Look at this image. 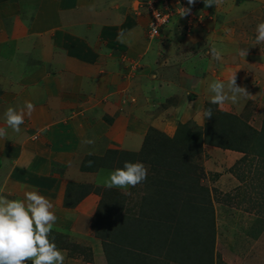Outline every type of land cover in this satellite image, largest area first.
Wrapping results in <instances>:
<instances>
[{"label":"rangeland","instance_id":"1","mask_svg":"<svg viewBox=\"0 0 264 264\" xmlns=\"http://www.w3.org/2000/svg\"><path fill=\"white\" fill-rule=\"evenodd\" d=\"M58 1L0 0V128L8 127L5 112L9 107L20 111L25 102H31L37 110V99L41 97V91L37 90L42 88L37 83L45 78L43 70L47 72L50 67H45V63L52 61V53L48 49H57V17L68 19L67 15H71L74 21L79 18L85 20V6L92 2L77 0L76 4L61 7L57 6ZM166 1L174 16L161 29L160 35L150 42L147 38V4L151 2L161 9L162 0H113L115 7L125 15V24L129 26L130 23L135 28L133 35L126 37L129 49L125 52L123 66L114 67L111 71L117 74V78L123 75L122 90L126 100L130 102L143 95L144 85L154 83L157 79L155 77H158L157 72L164 68L165 75V71L168 72L165 68L173 66L170 62L158 68V61L155 60L157 55H153L157 50L162 52L160 49H172L175 53L187 49L190 62L184 74L190 78L200 74L201 52L209 53L213 47L238 49L239 53L241 49H247L246 56H251L249 61L252 60L251 64L258 69L252 70L249 63L244 66H239V63L230 72L232 76L235 74L236 80L243 79L242 75L247 74V65L250 80H253L250 86L258 94V101L240 103L239 109L236 102L232 101V105L231 99L229 107L225 105L228 101L218 106L210 102L213 95L209 92L200 93L199 88H194L198 84L193 86L189 80L183 79L180 85L178 79L173 83L176 84V93L168 99L169 105L184 103L192 96H200V102L197 103L199 107L203 103L205 105L200 116L199 107L195 110L194 106L192 110L195 111V118L190 116L188 122L183 119L184 122L174 125V132L162 134L172 138L180 124H186L194 131L202 130L205 123L212 124V121L223 116L222 113L235 115L240 122L261 130L264 125V93L258 76L264 44H255V30L259 23H264V0H220L219 4L207 8L203 0H196L191 6L187 0ZM189 7L190 13L183 15L182 8ZM122 42L120 39L119 43ZM32 49H41V59L36 63L30 61L34 57ZM162 57L166 55L163 53ZM206 59L205 71L211 72L208 62L213 58ZM179 65L174 64L171 69L177 73L179 69L176 66ZM42 67L44 69L40 71ZM49 70L48 75H57V68L50 67ZM174 71L168 77H171V82L175 77ZM30 76H33V80L27 83ZM205 98L209 100L205 101ZM209 108L212 117L206 118L203 113ZM182 112V109L177 111L178 114ZM34 116L33 112L29 116L25 109L24 121H30L31 117V121L43 120ZM8 128L11 133L14 132ZM11 133L7 132L6 136ZM35 134L32 132L26 138L31 142L37 141L31 138ZM1 139L0 154L5 157L11 155V152L7 155L1 149ZM220 158L215 152L214 155L211 152L208 155L203 150L191 160L193 166L189 170V177L184 179L172 176L170 184H165L169 178H166L165 168L140 162L147 168V178L127 191H111L91 185V193L99 197V203L91 221L90 234L107 246L106 256L111 257L110 261L107 260L108 264H264V157L249 153L244 161L236 160L229 170L225 167V172L231 171L240 182L239 186L232 189L216 184L212 177L217 173ZM9 165L0 158V186L4 183L7 170L10 171ZM62 168L57 166V172H62ZM78 185L81 184L73 183L66 187L64 198L69 201L77 190L82 191ZM219 187L225 192L222 193ZM199 212H205L204 216L210 220L209 229L191 223V217ZM103 219L108 224L106 228H102L105 227ZM49 240L54 241L62 251L64 264H72L73 259L76 263L92 261L88 246L78 236L71 237L51 230Z\"/></svg>","mask_w":264,"mask_h":264},{"label":"crops","instance_id":"2","mask_svg":"<svg viewBox=\"0 0 264 264\" xmlns=\"http://www.w3.org/2000/svg\"><path fill=\"white\" fill-rule=\"evenodd\" d=\"M76 1L59 0L57 6L68 7L73 3L76 4ZM85 12H87L85 20L79 18L74 21L71 15H67L68 19L57 17V49H48L52 53L50 55L52 61L45 63V67L57 68V75H48L50 67L47 68V72L42 67L40 71L45 72V78L37 83L42 90H37L41 91V97L37 99V110L33 111L34 117L43 120L31 121V117V125L29 120L24 121L20 125L19 133L15 131L11 133L6 127L7 132L14 136L10 134L1 139L3 141L1 149L7 155L11 152L12 156L5 157L0 154V158L6 165L10 164V171L7 170L4 183L0 186V196L27 203L25 193L37 191L53 205L50 211L56 215L57 219L52 230L66 233L71 237L78 236L89 248L92 261L76 263V260L72 261L69 258L72 264H108L103 242L90 234V225L99 197L90 193L74 207H65L63 204L69 183L106 188L104 181L113 170L81 171L80 164L83 158L89 153L92 156H103L111 148L138 152L150 128L171 134L175 131L174 125L184 122L183 119H186V122L190 121V116L195 118L193 107H196L195 110L198 109L197 103L200 102V96L187 98L184 103L169 105L168 99L176 93L174 87L176 84L173 85V83H176L178 79L180 85L183 84V79L189 80L188 82L193 86L198 84L194 88H199L200 93L209 92L210 95H214L209 91L210 83L223 80L227 85L232 77L230 71L236 69L239 63V66L249 63V68L252 70L258 67L251 64L252 60L249 61L251 56H241L238 49H218L222 59L209 61V69L212 71L206 72V58L210 60L212 57L204 51L200 53L199 76L187 78L184 74L190 62L187 49H181L175 53L171 51L172 49L167 51L160 49L162 52L154 49L157 50L153 52V55H157L155 60L158 61L156 64L158 68H163L164 64L171 62L173 65L171 67H174V64H180L176 66L179 71L177 70L176 73L174 69L167 67L165 69L168 72L165 71L164 75V68L161 69L159 73L157 72L158 77H155L158 80L155 79L154 83H146L143 89L144 94L129 102L122 90L123 75L117 78V74L114 75L111 71L114 67L123 66L125 52L129 49L126 37L133 35L135 28L130 23L129 26L125 24V15L115 7L113 0H92L85 6ZM118 34L123 40L122 43H119ZM39 52L41 53V49H32L31 53L34 57L30 61L33 63L40 61ZM163 53L166 57H162ZM260 60L261 72L258 80L264 93V55ZM247 65H245L247 74L242 75L243 79H238L240 83L238 80L236 83L245 88L249 96L244 99H242L243 96L238 97L235 101L237 106L252 100L257 102L259 99L256 96L258 94L254 93L253 87L250 86L253 80H250L251 75ZM171 71L175 72L172 82L171 77L168 79ZM226 73L229 77L225 76ZM33 76H30L27 83L33 80ZM146 86L149 87L146 88ZM206 100L209 99L205 98ZM231 103L234 105L232 100ZM204 105L205 103L199 107V116L202 114ZM225 105L229 107L230 101L228 100ZM178 109H182L183 112L178 114ZM174 110L176 113L172 114ZM30 132L37 133L31 137L34 140L33 137L37 136V141L31 142L26 138L31 134ZM85 140L95 142L85 144L83 143ZM203 150L208 155L210 152L214 155L215 152L218 157H221L220 165L216 168L217 173L212 176L215 178L214 182L227 189L239 186L238 179L231 171L225 172L224 168L229 170L236 160L239 161L243 157V154L208 145L204 146ZM57 166L63 167L60 170L62 172H57ZM219 189L222 193L225 192L220 187Z\"/></svg>","mask_w":264,"mask_h":264},{"label":"clouds","instance_id":"3","mask_svg":"<svg viewBox=\"0 0 264 264\" xmlns=\"http://www.w3.org/2000/svg\"><path fill=\"white\" fill-rule=\"evenodd\" d=\"M220 0H203L205 7L219 4ZM188 5H194L196 0H187ZM191 8H182L183 15L190 13ZM255 44H264V23L256 27ZM118 39L120 36L118 34ZM148 38V37H147ZM154 39V38H153ZM150 40V39H149ZM152 40V39H151ZM241 56L247 55V49H241ZM209 55L214 60H221V52L213 47ZM209 91L214 93L211 103L222 106L230 98L233 102L238 97H248L246 89L236 83L235 74L229 79L227 85L220 81H213L209 85ZM25 109L31 116L35 106L31 102H25L20 111L9 107L5 112L6 124L13 131L19 133L20 125L24 123ZM206 118L212 117V110L204 111ZM7 130L0 128V137H6ZM94 140H85V144H93ZM91 155V153H89ZM93 161H88L91 167ZM147 178V168L143 163L125 161L122 168L113 170L104 181L106 188H120L127 191L135 187ZM27 203L19 200H9L0 196V264H64V255L54 243L49 240L52 226L56 222V215L50 211L52 203L37 191L25 193Z\"/></svg>","mask_w":264,"mask_h":264},{"label":"trees","instance_id":"4","mask_svg":"<svg viewBox=\"0 0 264 264\" xmlns=\"http://www.w3.org/2000/svg\"><path fill=\"white\" fill-rule=\"evenodd\" d=\"M222 114L223 116L216 119V121H212V124L205 123L202 130L194 131L186 124H180L172 138L165 136L164 133L162 134L156 129L150 128L147 131L148 133L145 134L142 146L138 152L109 149L104 156L87 155L81 161L80 169L84 172H96L99 169L115 170L122 168L125 161L132 163L144 162L156 168L158 165L165 168L166 178L169 176L165 184L167 182L170 184L171 182L169 181H171L172 176L184 179L189 177V170L193 166L191 160L203 151L205 145L242 153L244 156L238 162L244 161L249 153L264 157V125L261 130H255L249 125L240 122L235 115ZM88 161H93L91 167L87 166ZM70 184L72 185L73 183H69L67 187ZM78 187L83 190H77L73 199L69 201L64 198L65 207H74L92 192L91 185H78ZM109 190L113 191L115 189ZM204 213L201 214L199 212L195 217H191V223L195 222V225L198 224L209 229L210 220L204 216ZM103 222L105 227L102 226V228H106L108 224L104 219ZM212 226H214L213 220ZM208 238H210V235ZM106 247L103 243V248L105 249ZM110 258L107 256V260L109 259L110 261ZM26 264L32 263L26 262Z\"/></svg>","mask_w":264,"mask_h":264},{"label":"built area","instance_id":"5","mask_svg":"<svg viewBox=\"0 0 264 264\" xmlns=\"http://www.w3.org/2000/svg\"><path fill=\"white\" fill-rule=\"evenodd\" d=\"M162 7L159 9L153 3L148 2L147 10L149 14V19L147 21V37L148 39L156 38L160 35L161 29L168 24L170 18L174 16L172 12H170L169 7L167 5L166 0H162ZM34 139L37 136L33 137Z\"/></svg>","mask_w":264,"mask_h":264}]
</instances>
